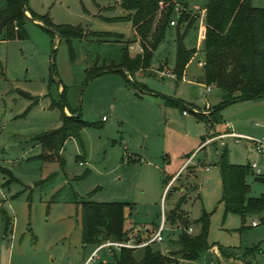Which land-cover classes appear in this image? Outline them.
Instances as JSON below:
<instances>
[{"label": "rangeland", "instance_id": "obj_1", "mask_svg": "<svg viewBox=\"0 0 264 264\" xmlns=\"http://www.w3.org/2000/svg\"><path fill=\"white\" fill-rule=\"evenodd\" d=\"M207 1L188 2L191 12L200 16L187 33L186 25L180 31L186 34L185 45L197 49L184 76H167L175 69L177 56L178 29L170 26L154 53L152 70L142 75L134 73L133 81L146 85L153 94L205 108L201 61L205 60L202 26ZM4 3L0 0V6ZM118 3L119 0H28L32 11L40 17L49 16L56 24L82 25L90 32L123 37L119 41L100 40L96 34L74 38L73 57L66 38L58 40L55 33L31 19L24 24L25 39L4 40L0 33V166L10 169L17 178L8 184L10 174L0 171V264H82L97 246L82 242L81 205L88 199L128 203L124 215L127 230L134 224H149L157 216L160 223L165 179L170 181L164 170L170 174L180 172L201 143V135L208 132L206 123L191 109H187V116L178 107L156 109L153 101L161 98L137 96L136 92L144 94L146 90L133 83L126 86L120 73H106L86 81L87 70L96 64L120 62L122 48L134 35L128 12ZM252 3L264 7V0ZM163 6L160 4V8ZM182 9L181 4L176 5L173 19L177 21ZM134 47H129L131 52H140V47ZM64 86L67 89L62 95ZM212 88L209 104L217 106L222 90L216 85ZM63 98L70 109H81L83 120L97 123L82 128L80 136L66 141L60 152L64 164L57 156L43 158L52 151L34 141L37 134L63 124L62 107L52 105ZM222 115L223 130L227 122H232L238 132L264 136V97L231 103L222 109ZM218 124H214V131ZM222 148L219 144L208 145L199 151L192 160L195 167L185 170L174 183L165 202L164 212L170 219L166 222L165 241L155 243L154 249L164 252L179 248L180 230L169 233L181 226L179 220L172 223L175 213L187 210L185 219H190L194 233H199L196 221L206 211L210 214L211 246H260L263 251L257 254L256 262L264 264V211L243 217L225 210L218 165ZM228 149L233 163H245L254 155L251 141L246 139L237 142L229 138ZM135 153L143 160H131ZM166 155L171 160L169 165L165 163ZM246 180L250 195L259 197L263 184L252 174ZM195 185L198 195L191 193ZM5 215L13 221V232L8 235ZM253 220L259 224L254 226ZM135 256L141 259L143 249H137ZM95 264H115V253L102 249ZM195 264H213L210 249H205Z\"/></svg>", "mask_w": 264, "mask_h": 264}, {"label": "trees", "instance_id": "obj_2", "mask_svg": "<svg viewBox=\"0 0 264 264\" xmlns=\"http://www.w3.org/2000/svg\"><path fill=\"white\" fill-rule=\"evenodd\" d=\"M24 0H5L0 6V33L2 39H25L27 32L24 28L29 19L25 13ZM26 10L31 16L41 21L39 23L49 31V27L66 38L71 50L74 49V38H85L89 34H96L100 40H122V35L115 33H95L86 30L82 25H60L52 21L49 16H38L28 6ZM120 5L128 12L127 19L132 22L136 32L135 40L127 41L122 48L120 62H104L87 70L86 81L105 73L117 72L123 75L128 83L145 88L144 84L131 79L139 70H150L152 59L159 44L164 40L170 26H176L177 56L174 73L176 77H183L186 67L197 53V49H189L184 42L186 34L180 33L182 26L186 25L187 31L194 25L199 13H192L190 0H119ZM160 4H164L160 8ZM181 4L183 9L179 12L177 21L173 19L177 10L176 5ZM205 36H204V82L207 85H216L222 90V100L219 105L213 106L209 113L194 112L197 118L207 124L208 129L214 124L222 123V109L231 103L246 100H255L264 97V7H257L252 0H208L205 6ZM175 21V25L171 21ZM139 41L142 52L132 56L130 44ZM54 64V73H55ZM67 86L63 87L64 95ZM166 102L182 110L191 109V104L179 98L165 97ZM60 105L63 109V124L50 131H44L34 137V141L42 144L52 151L51 154L42 155L43 158L59 157L62 164L64 159L60 156L61 149L71 136H80V130L86 126H97L96 122L82 119L80 108L70 109L63 98ZM65 108L71 112L68 114ZM79 113L78 116L75 114ZM207 135V134H206ZM206 135H202L204 141ZM218 165L222 179V201L226 212H235L245 217L249 213L264 211L263 193L259 197L250 196L251 187L246 177L252 174L249 163H233L230 160L227 146L222 148ZM1 167V166H0ZM10 174L8 184L16 180L11 170L1 167ZM165 182L168 184L169 181ZM126 202H97L85 200L81 205V236L84 244L99 245L107 239H125L132 229H125ZM1 206V202H0ZM178 207V206H177ZM186 212L175 213V221H180L181 230L178 237L179 248L167 252L154 249V244L143 249V256H135L136 249L123 248L115 253V264H195L205 249H210L208 241L210 214L204 211L196 222L200 225L199 233L189 234L187 228L191 226L190 219H185ZM169 219V216L167 217ZM170 220V219H169ZM264 220V218H263ZM172 222V223H173ZM13 232V221L5 215V234ZM263 250L260 246L252 247H224L219 246V251L211 249V254L217 262L222 257L236 258L245 264H257V254Z\"/></svg>", "mask_w": 264, "mask_h": 264}, {"label": "built area", "instance_id": "obj_3", "mask_svg": "<svg viewBox=\"0 0 264 264\" xmlns=\"http://www.w3.org/2000/svg\"><path fill=\"white\" fill-rule=\"evenodd\" d=\"M206 9L204 10L203 17H205ZM172 25H175V21H171ZM202 36H205V30H202ZM130 48H133L130 45ZM167 76L176 77V74L171 72ZM212 85H206V91H210ZM211 110V105L209 101L206 102V113H209ZM194 112H199L197 108H193ZM189 111L184 110V113L187 114ZM226 129L222 131H214L213 133H208L204 141H202L200 148H203L211 144H219L222 147L227 146L228 139L234 138L237 142L241 139H246L251 141V149L255 153L256 157L253 158L249 164L252 174L259 180L264 183V137H254L248 134L238 133L235 131L232 122L226 123ZM2 130V124L0 122V131ZM209 169V167H207ZM180 175V173L175 176L172 181L168 184L166 188L165 195H167L172 183ZM164 195V196H165ZM264 196V191H263ZM264 200V199H263ZM167 215L164 210H162V219L157 228L150 229L148 226H141L133 229L125 239H107L101 244H99L94 252L82 263V264H95L98 258V254L102 249H108L110 252H120L123 248L129 249H141L145 248L148 245L161 243L165 240L164 232L166 230ZM259 222L253 220V225H258ZM179 230L181 228L179 227ZM189 234L195 232L193 226H189L187 229Z\"/></svg>", "mask_w": 264, "mask_h": 264}, {"label": "crops", "instance_id": "obj_4", "mask_svg": "<svg viewBox=\"0 0 264 264\" xmlns=\"http://www.w3.org/2000/svg\"><path fill=\"white\" fill-rule=\"evenodd\" d=\"M119 4V3H118ZM120 5V4H119ZM121 6V5H120ZM205 18V17H204ZM132 23V22H131ZM206 28H205V24H203V26H202V30L204 31ZM133 33H134V35L132 36V38H130V40H135V38H136V32H135V29H134V27H133ZM203 37V36H202ZM203 39H204V37H203ZM130 45H132L133 47H134V45H135V47L137 48V47H140V52H142V49H141V46H140V44H139V41H134V42H132ZM134 47V48H135ZM139 51H137V52H131L130 51V53H131V55L132 56H135L137 53H140ZM193 59V58H192ZM191 59V60H192ZM205 61V60H204ZM204 61H201V64L204 66ZM117 62V61H116ZM189 64V63H188ZM188 66V65H187ZM187 68V67H186ZM150 70H152V69H150ZM174 70H171V72H173ZM186 71V70H185ZM111 73H117V72H111ZM136 74H139V75H142V74H144V73H146V70H139V71H136L135 72ZM174 73V72H173ZM106 74V73H105ZM128 75H129V77L130 78H135V76H134V74L133 75H131L130 73H128ZM184 76V75H183ZM125 79V78H124ZM206 84V83H205ZM125 85L126 86H128L129 87V85H128V82L126 81L125 82ZM207 85V84H206ZM144 90H146V91H144L143 93L144 94H141V93H139V92H136V95L137 96H139V97H141V98H143V96L146 94V95H148V96H159V98H161V101H160V99H156V101H153L155 104H157V107H156V109H158V110H160L161 109V107H176V106H174V105H170V104H168L167 102H166V96L167 95H164V94H159V93H156V94H153L152 92H150V90L151 89H149L146 85H144ZM212 87H213V85H212ZM213 89V88H212ZM212 89L210 90V91H205V94H206V98H204V102H207V101H210L209 100V98H208V95H209V93L210 92H212ZM206 90V89H205ZM149 91V92H148ZM152 91V90H151ZM222 96V95H221ZM167 97H169V96H167ZM171 98H173V97H171ZM222 98V97H221ZM222 100V99H221ZM152 102V103H153ZM189 104H191L190 106H192L193 108H197V109H199L201 112L203 111H206V103H204V106H205V108L204 109H202V107L201 106H199V105H197L196 103H189ZM211 105V107H213V104L211 103L210 104ZM177 108V107H176ZM212 109V108H211ZM65 110H66V112H69V108H65ZM211 111V110H210ZM194 112V111H193ZM70 113V112H69ZM189 113V112H188ZM188 113L187 114H185L184 113V111H183V114L185 115V116H187L188 115ZM221 123H219L218 124V127H217V131H219V130H223V126H221L220 125ZM233 124V123H232ZM206 126H207V124H206ZM233 126H234V129H235V131H236V127H235V125L233 124ZM222 127V128H221ZM224 128H225V126H224ZM219 129V130H218ZM207 133L206 134H208V133H213L214 132V128H210V129H208L207 128ZM236 132H238V130L236 131ZM238 133H241V132H238ZM206 134H203V135H206ZM202 136V135H201ZM264 137V136H263ZM201 143H202V141H201ZM201 143H199V145L196 147V149H195V151L192 153V155L191 156H189L188 157V159L185 161V163L183 164V168L180 170V172H178V173H174V174H170V173H167L166 172V170H164V172L166 173V175H167V177H169L170 178V181L168 182V184L172 181V179L175 177V176H177L179 173H180V175L174 180V182L172 183V185H171V187H170V189L173 187V185H174V183L181 177V175L183 174V172L185 171V170H187V169H189L190 167H195V165L193 166L192 165V160L194 159V157L198 154V152L199 151H201V150H203L204 148H206L207 146H205V147H203V148H200V146H201ZM211 145H217V144H211ZM217 147V146H216ZM227 147H228V144H227ZM136 155L135 156H133V155H131L130 156V159L131 160H136V159H138V160H140V161H142L143 160V157L141 156V155H139V154H137V153H135ZM138 156V157H137ZM256 157V155H255V153H254V155L253 156H249V158H248V161L247 162H245V163H249L253 158H255ZM129 159V160H130ZM170 162H171V160H170V157L168 156V155H166V157H165V163H167V165H169L170 164ZM168 167H170V166H168ZM207 167H209V169H207ZM206 167V170L207 171H210L211 170V168H210V166H207ZM195 172H196V169H195ZM195 172H193V173H191V174H194ZM253 175V174H252ZM254 176V175H253ZM255 177V176H254ZM166 178V177H165ZM255 179L256 180H258V181H260L262 184H263V186H264V183L261 181V180H259V179H257L256 177H255ZM168 184L166 185V187H165V189H164V193H163V195H162V210H166L165 209V202H166V198H167V195H168V193H167V195L166 196H164L165 195V192H166V188H167V186H168ZM170 189H169V191H170ZM193 191L191 192V193H193V194H196V193H198V185H195V188L194 189H192ZM168 191V192H169ZM263 193V192H262ZM261 193V194H262ZM192 194V195H193ZM196 195H198V194H196ZM251 196V195H250ZM261 196V195H260ZM180 205V204H179ZM177 208V207H176ZM175 208V209H176ZM175 209H173V210H175ZM173 210H171V211H169V213L170 212H172ZM186 212H187V210H186ZM188 213H189V217H190V212L188 211ZM159 216H157V218L156 219H154V220H152V222L151 223H149V224H145L146 226H148L150 229H154V228H157L158 227V225H159ZM174 223V222H173ZM175 224H177V222H175ZM145 225H135L134 224V226L131 228L132 230L133 229H135V228H138V227H141V226H145ZM137 226V227H136ZM194 227V226H193ZM173 228V227H172ZM131 229H128L129 231L131 230ZM177 230H179V228H177V227H174V229L173 230H171V231H169V233L172 235V234H175V232L177 231ZM194 230H195V228H194ZM165 241V240H164ZM97 247V246H96ZM228 247H232V246H228ZM212 248H215V249H217L218 251H219V246H217V245H215V246H213ZM212 248H210V253H211V249ZM96 249V248H95ZM94 249V250H95ZM94 250H92L91 251V253L88 255V257L94 252ZM164 252H167V251H164ZM211 257H212V261H213V264H245L242 260H240V259H236V258H230V259H227V258H225V257H222L221 259H220V261L219 262H217L216 261V259H214L213 258V256H212V254H211ZM86 260V259H85Z\"/></svg>", "mask_w": 264, "mask_h": 264}, {"label": "water", "instance_id": "obj_5", "mask_svg": "<svg viewBox=\"0 0 264 264\" xmlns=\"http://www.w3.org/2000/svg\"><path fill=\"white\" fill-rule=\"evenodd\" d=\"M23 4H24V7H25V13H26V15L28 16V18L31 19V20H33V21H37V22H39V23H42L41 21L34 19V18L29 14V12L26 10V1H25V0L23 1ZM48 29H49V31H51V32H53V33H55V34L57 35L58 40H61L62 36H61L59 33H57V32H56L53 28H51V27H49ZM54 52H56L55 49H54ZM54 54H55V53H53V60H54V58H55V55H54ZM52 70H53V73H54V61L52 62ZM75 115L78 116L79 113H77V114H75Z\"/></svg>", "mask_w": 264, "mask_h": 264}]
</instances>
